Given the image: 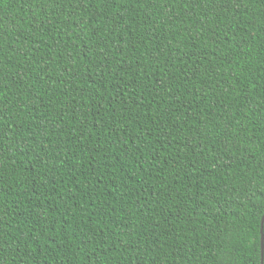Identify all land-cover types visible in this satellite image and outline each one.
<instances>
[{"label":"trees","instance_id":"16d2710c","mask_svg":"<svg viewBox=\"0 0 264 264\" xmlns=\"http://www.w3.org/2000/svg\"><path fill=\"white\" fill-rule=\"evenodd\" d=\"M263 217L264 0H0V264H260Z\"/></svg>","mask_w":264,"mask_h":264},{"label":"water","instance_id":"95a60500","mask_svg":"<svg viewBox=\"0 0 264 264\" xmlns=\"http://www.w3.org/2000/svg\"><path fill=\"white\" fill-rule=\"evenodd\" d=\"M263 222H264V217L261 219V229H260V249H261V262H260V264H263V255H264V237L262 234Z\"/></svg>","mask_w":264,"mask_h":264}]
</instances>
